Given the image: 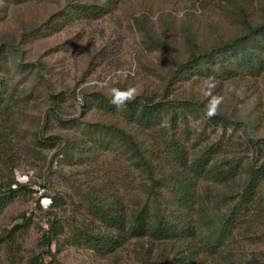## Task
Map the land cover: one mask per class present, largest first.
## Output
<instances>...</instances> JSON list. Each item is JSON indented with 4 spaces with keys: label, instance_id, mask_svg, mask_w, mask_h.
<instances>
[{
    "label": "rangeland",
    "instance_id": "obj_1",
    "mask_svg": "<svg viewBox=\"0 0 264 264\" xmlns=\"http://www.w3.org/2000/svg\"><path fill=\"white\" fill-rule=\"evenodd\" d=\"M230 1L233 0H34L27 6H15V12L11 9L9 16L0 19V40L9 35L10 41L18 43L22 27L26 31L30 27L39 28L48 18L56 20L65 9L71 11L70 16H64L66 22L61 28L34 34L21 44L17 56L2 62V76L5 80L7 76L12 86L18 85L21 91L25 89L29 100H15L11 104L10 128L14 132L11 136L18 139V157L14 174L0 171V183L13 175L15 183L11 189H22L13 196L5 195L7 188L2 192L0 264H33L35 257L43 264H147L133 241L108 254L87 241L99 230V222L87 210L91 195L87 185L98 187L94 192L97 195L107 189L109 179L125 203L133 202L137 193H143L137 191L138 171L121 154V146V149L100 146L92 150L97 133L91 138L87 129L91 123L101 120L124 126L121 110L127 94L134 97L154 90L162 93L164 89L159 78L164 54L161 48L146 47L135 20L144 19L151 26L152 38L164 34L165 29L159 23L163 16H168L172 23L188 16L195 23L193 31L198 36L200 32L215 40L228 38L236 35L241 27L240 15ZM78 4H105L108 11L90 18L72 13ZM237 4L250 7L252 19L264 10V0H239ZM2 5L5 4L0 0V8ZM19 9L21 12L17 13ZM18 15H22L19 21ZM171 40L174 43L175 37ZM19 61L43 62L44 78L32 72L33 69L18 67ZM241 76L224 82L197 74L176 83L171 99L190 97L199 105L179 109L181 126L175 136L196 152L216 142L225 151L236 150L242 154L248 150L246 154H250L245 137L264 135V126L249 128L240 122L227 127L215 126L206 121L201 109L216 108L236 121L248 116L252 119L253 111L264 113V108L259 107V103L264 105V75ZM112 98H115L114 106ZM54 108L65 122L78 121L61 126L51 118ZM158 128L153 129L151 136L145 130L147 134L142 132L141 137L160 143ZM0 129L4 128L0 125ZM41 130L44 137L58 139L56 147L37 148V153L24 148L28 146L21 138L36 131L41 134ZM64 141L76 143L72 146L70 143L65 151L58 147ZM1 167L4 169L6 163ZM1 177H4L2 181ZM52 198L56 200L53 206ZM168 199L165 193L163 200ZM46 211L56 213L62 224L61 234L50 248L43 244L44 232L49 227ZM158 263L159 259L155 258L150 264Z\"/></svg>",
    "mask_w": 264,
    "mask_h": 264
},
{
    "label": "trees",
    "instance_id": "obj_2",
    "mask_svg": "<svg viewBox=\"0 0 264 264\" xmlns=\"http://www.w3.org/2000/svg\"><path fill=\"white\" fill-rule=\"evenodd\" d=\"M1 1L5 5L0 8V19L9 16L11 9L15 12V6H27L34 0ZM238 1L230 2L240 15L241 27L236 35L228 38L215 40L214 37H204L200 32L198 36L193 31L195 23L188 16L178 23H172L168 16L161 17L159 23L165 29L164 34L152 38L149 34L151 26L144 19L135 20L146 47L161 48L164 54L165 66L161 64L160 69L163 68L159 71L164 89L162 93L154 90L134 97L127 94L121 110L124 126L111 120H101L91 123L87 129L90 137L97 133L92 150L100 146H121V154L138 171L137 191H143L134 196L133 202L125 203L109 179L107 189L97 195L94 192L98 187L87 185L91 194L87 210L89 216L99 222V230L93 232L87 241L105 254L133 241L142 261L147 264L155 258L159 259L158 264H264V249L261 250L264 244V135H246L245 143L251 149L250 154H246L248 150L242 154L236 150L225 151L216 142L196 152L175 133L181 126L179 109L196 108L199 103L190 97L170 98L174 94L173 86L190 75H209L224 82L243 74L264 75V10L252 19L250 7L239 6ZM103 10L108 11L105 4H78L72 13L98 17L104 13ZM20 12L21 9L17 11ZM69 12L65 9L56 20L48 18L39 28L30 27L26 31L22 27L18 43L10 41L9 35L0 40V125L4 128L0 129V167L6 163L0 171L14 174V163L18 157V139L11 136L14 133L10 128L11 104L15 100H29L25 89L21 91L18 85L12 86L7 76L6 80L2 76V62L17 56L21 44L34 34H47L50 29L61 28L66 22L64 16L71 15ZM21 16H17L18 21ZM171 37H175L174 43ZM184 50L187 51L182 54ZM17 66L33 69L32 72L44 78L42 70L45 66L41 61H19ZM114 99L111 102L113 106ZM259 107L262 109L264 105L259 103ZM55 109H52L51 118L61 126H70L78 121L65 122ZM201 109L206 121L215 126H233L237 122L249 128L252 125L264 126V113L257 111L252 112V119L248 116L243 121L238 118L236 121L216 108ZM158 126L160 143L141 137L145 130H149V134L145 133L151 136ZM41 134L36 131L23 136L21 139L28 146L24 148L37 153V148L56 147V137H44L42 130ZM70 143L72 146L76 142ZM70 143L64 141L58 147L66 151ZM14 178L12 175L5 183H0V199L4 197L2 192L6 188L8 193L5 195L11 193L12 196L22 189H11ZM165 193L170 199L163 200ZM51 200L53 206L56 200ZM45 216L49 227L44 232L43 244L50 248L61 234L62 224L52 211H46ZM32 262L43 264L39 257L33 258Z\"/></svg>",
    "mask_w": 264,
    "mask_h": 264
}]
</instances>
